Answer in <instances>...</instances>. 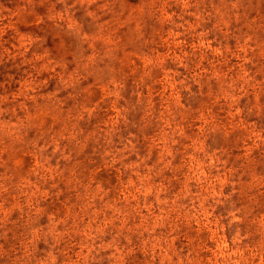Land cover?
Segmentation results:
<instances>
[{
	"label": "rangeland",
	"instance_id": "1",
	"mask_svg": "<svg viewBox=\"0 0 264 264\" xmlns=\"http://www.w3.org/2000/svg\"><path fill=\"white\" fill-rule=\"evenodd\" d=\"M0 264H264V0H0Z\"/></svg>",
	"mask_w": 264,
	"mask_h": 264
}]
</instances>
